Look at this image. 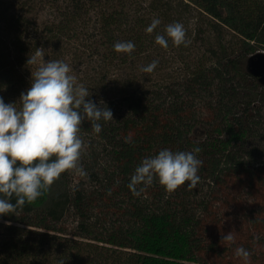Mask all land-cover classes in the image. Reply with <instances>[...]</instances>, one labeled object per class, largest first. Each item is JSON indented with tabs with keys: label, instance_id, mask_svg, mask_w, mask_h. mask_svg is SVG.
<instances>
[{
	"label": "trees",
	"instance_id": "1",
	"mask_svg": "<svg viewBox=\"0 0 264 264\" xmlns=\"http://www.w3.org/2000/svg\"><path fill=\"white\" fill-rule=\"evenodd\" d=\"M190 12L198 23L187 47L167 37L168 48L155 43L166 25ZM154 18L161 24L149 34ZM118 41L133 42L135 50L116 52ZM41 47L44 57L27 65ZM169 49L178 65L166 72ZM259 49L264 0H0V86L21 95L29 88L27 75L45 61L74 63L80 74H95L84 82L91 93L86 100L103 99L114 119L100 121L102 131L95 133L113 163L103 192L71 189L68 171L18 215L0 216V264H244L234 252L239 246L251 253V264H264V150L255 105L264 95L240 64L243 55ZM154 60L159 63L153 72L140 70ZM154 74L159 77L152 80ZM164 74H181V90L166 92L167 78L175 83L180 77ZM209 79L218 81L213 105V92L210 98L203 92ZM199 100L208 120L197 118ZM116 103L123 112L115 113ZM81 132H93L89 121ZM129 133L132 143H125ZM196 147L203 185L188 190L186 182L169 193L154 180L139 196L127 187L145 157ZM114 199H122L120 208ZM104 208L120 220L97 229L90 219ZM70 210L78 218L71 235L97 245L55 234H65L56 224ZM229 231L236 242L223 246L221 236Z\"/></svg>",
	"mask_w": 264,
	"mask_h": 264
},
{
	"label": "clouds",
	"instance_id": "2",
	"mask_svg": "<svg viewBox=\"0 0 264 264\" xmlns=\"http://www.w3.org/2000/svg\"><path fill=\"white\" fill-rule=\"evenodd\" d=\"M160 24L161 20L154 18L146 32L153 33ZM164 32L156 34L155 43L165 49L169 46L166 37L176 47H187L190 43L180 22L166 25ZM114 50L130 54L135 45L131 41H118ZM43 57L44 49L37 48L29 56L27 65H35L38 58ZM158 63L154 60L140 70L151 73ZM70 71L63 61H45L32 71L31 86L21 93L19 108L17 103L6 104L0 97V216L18 215V209L22 210L26 202L30 204L46 193L64 172L73 171L82 178L87 176L80 163L87 147L80 135L82 124L89 121L93 132L99 134L100 121L114 120L113 112L103 99L99 103L86 100L91 93L83 84H77ZM132 138L133 134L129 133L124 138L125 143H132ZM199 152V147L176 152L165 148L155 156L145 157L135 168L127 187L136 196L154 180L169 193L186 182L188 190L195 189L203 164L196 156ZM138 185L144 187L137 190ZM235 242V232L222 234L221 245ZM234 252L244 264H251V253L243 246L236 247Z\"/></svg>",
	"mask_w": 264,
	"mask_h": 264
},
{
	"label": "rangeland",
	"instance_id": "3",
	"mask_svg": "<svg viewBox=\"0 0 264 264\" xmlns=\"http://www.w3.org/2000/svg\"><path fill=\"white\" fill-rule=\"evenodd\" d=\"M180 23H182L185 27L186 30V40L190 41L191 38L193 37V33H194V29H195V24L198 23L197 20V15L195 12H190V13H183L182 16L180 17L179 20ZM226 39L227 40H234V38L227 34L226 35ZM173 50V51H172ZM166 50L164 52L165 57L167 58L168 61H170V63L168 64V68L167 65L164 66V71L166 72H170L173 71L174 67H176L178 65L177 63V58L175 57V50ZM201 52V50L196 51L195 53L191 54L190 58L191 59H195L197 57V54ZM257 52H262L264 53V50L259 49ZM244 57L240 58V64L242 65L243 69L246 71V73L250 76H252L249 72H247L246 70V64H247V59L249 58V55H243ZM251 56V55H250ZM71 71H70V75H73L76 77V82L77 84H83L85 87V83L87 81L88 76L90 75H95V74H80L81 72V67L80 65H74V63H70L69 65ZM168 75H177L180 78L175 80V83H172L171 80H168L167 78V83L166 85H168V88L166 89V92H168L169 90H181V84L182 83V79H181V74H164V76L168 77ZM161 76V75H160ZM28 80H29V87L31 86V77L32 74H28L27 75ZM156 77L158 78L159 75L158 74H154L152 75V80H155ZM162 77V76H161ZM253 78H255L256 83L260 86V90H261V94L264 95V84H262L261 82H259V80L257 79V77L252 76ZM151 79V78H150ZM178 82V83H177ZM170 83V84H169ZM208 83V88L205 87L206 89H203L205 91V96H207L209 94V92H213L212 97L210 95H208V98H210V101L212 103V105L214 104L216 98H218V94H217V79H212V80H207ZM174 84V85H172ZM153 86H150V88ZM155 88V87H154ZM210 88V89H209ZM213 89H215L213 91ZM245 92H247L245 90ZM0 97L3 98L4 102L7 103H17L16 106L19 108L20 104H19V98L20 95L16 94H11L8 91L5 90L4 86H0ZM166 99L168 100V97H166ZM209 100V99H208ZM259 100V98H257L255 100V105H257V107L260 109L259 110V134L261 135V143H260V148L263 151L264 150V102L262 101H257ZM96 102V100L94 101ZM200 108H199V112L197 111V109L194 110V114H196L198 112V119H209V111L207 109V107H203L202 103H200L199 101H196ZM99 103V102H96ZM116 111L115 113H121L123 112V109L121 110V104L120 103H116ZM212 107V106H211ZM255 118V117H254ZM253 118V119H254ZM256 119V118H255ZM82 139L84 140L86 147L85 152L83 153L80 163L83 165L85 171L87 172V176L86 177H80L78 175L75 174V172L70 171L69 172V181H70V187L71 189L74 188H78L81 189L85 194L90 195L95 191H99V192H103V182L105 181V178L107 177L106 172L112 169V165L113 163L111 162L110 159V152L107 151L108 150V146L105 145V142L103 139L97 137V135H95L94 132H87V133H80ZM107 149V150H106ZM90 172H94L95 175L97 176L96 179L92 178V176L90 175ZM200 184L203 185L204 183L202 181H200ZM141 187H144L143 185H141ZM96 196H94L95 198ZM122 200V199H121ZM120 199H114L113 202L116 203V207L115 209L120 208ZM112 206V205H111ZM98 207V205H96V208ZM216 208L219 207V205H215ZM122 208V207H121ZM98 210V209H97ZM101 212L99 211H94L92 214V218L90 219L91 222H97L98 225L96 226L97 229H101L102 227H105L107 224L109 223H117L119 222V218L116 217L115 213H113L112 210L110 209H100ZM96 212V213H95ZM115 215V216H114ZM238 217L233 214V218L231 220V222L235 223L238 219ZM77 215L73 210H70L69 213L63 218V220L61 222H58L56 224V226L58 228H62L63 231L65 232V234H61V233H55V234H59L62 237H67V238H73L75 240H79L81 242H92L94 243V241L92 240H88V239H84L81 237H74L71 235V233L77 231L76 229V223H77ZM0 222H5L4 220L0 219ZM18 223H15V225ZM20 225V224H19ZM235 225V224H234ZM22 227H26L24 225H20ZM30 230H38L41 232L40 229L38 228H30ZM45 232V231H43ZM48 233H54V232H48ZM94 244H98V243H94ZM100 244V243H99ZM103 244H100L99 246H101ZM107 246V245H105ZM103 246V247H105ZM93 255V254H92Z\"/></svg>",
	"mask_w": 264,
	"mask_h": 264
},
{
	"label": "water",
	"instance_id": "4",
	"mask_svg": "<svg viewBox=\"0 0 264 264\" xmlns=\"http://www.w3.org/2000/svg\"><path fill=\"white\" fill-rule=\"evenodd\" d=\"M246 70L264 84V53L256 52L247 59Z\"/></svg>",
	"mask_w": 264,
	"mask_h": 264
}]
</instances>
